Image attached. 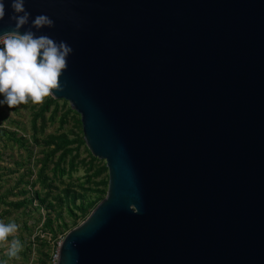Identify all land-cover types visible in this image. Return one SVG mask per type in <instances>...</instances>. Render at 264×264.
<instances>
[{
  "label": "water",
  "instance_id": "water-1",
  "mask_svg": "<svg viewBox=\"0 0 264 264\" xmlns=\"http://www.w3.org/2000/svg\"><path fill=\"white\" fill-rule=\"evenodd\" d=\"M4 2L0 35L15 24ZM25 9L20 34L73 49L50 97L79 115L108 176L56 264H264V0ZM38 15L54 26L33 27Z\"/></svg>",
  "mask_w": 264,
  "mask_h": 264
},
{
  "label": "rangeland",
  "instance_id": "rangeland-1",
  "mask_svg": "<svg viewBox=\"0 0 264 264\" xmlns=\"http://www.w3.org/2000/svg\"><path fill=\"white\" fill-rule=\"evenodd\" d=\"M0 100H4L3 94H0ZM55 100L59 102L56 119L49 120V112L45 113L44 127H41L40 123L37 125L38 142L33 140L31 118L33 111L38 108L39 104H33L29 101L27 104H21L15 108H9L7 104L0 105V194L14 187L18 176L28 169H31L33 173L30 176L27 175L25 179H29L30 181L35 180L36 172L39 168L38 160L43 155V149H46L40 141L48 134L67 132L71 138L73 134H71L70 131L74 130L75 132H80L81 125L80 123L78 124V119H80L79 115L72 109L67 113L66 123L62 128L59 127L58 117L66 113L70 106L67 101V104H63V99ZM52 108L53 104L50 105V109ZM11 132L16 134V138L20 137L25 139L24 145H21L20 141H16L11 135ZM76 145L77 144L74 143L68 146L74 147ZM75 152H78V155L71 167L69 161L72 154ZM58 154L59 152L49 161L48 174L52 178V182L60 187H62L63 183H69L75 190L86 195L94 196L95 192L92 188H95L96 185L94 181H97L98 178H88V176L92 174L98 165L104 163V160L96 157V159L91 160L89 155L90 151L85 143L80 144L77 151H72V154L67 156L66 161L61 163L58 168H55ZM89 168L91 169L88 170ZM24 186V183H20L18 187L14 189L15 195L10 196L9 200L20 199L21 195L18 194V190ZM34 188L38 189L39 185L36 184ZM3 208L4 207L1 206L2 210ZM44 213L45 210L42 208H34L26 214H24L21 209L12 208L10 215L7 214L4 218H0V221L6 224L15 222L18 225L17 233L14 236H9L6 243H0V264H36L35 258L38 256L39 245V241L36 239L37 237L46 238L48 243L46 249L51 257L55 254L58 248L57 244L62 239L64 230L57 232L55 235L43 232L41 230V224ZM63 215L67 224L71 225L72 219L69 217L66 210H64ZM24 224L27 225V229L24 227ZM39 234H43V237H40ZM13 239H18L22 245L21 251L16 258H10L6 254L8 246ZM26 246H29L28 252L26 251ZM33 251L35 255L34 258L32 255Z\"/></svg>",
  "mask_w": 264,
  "mask_h": 264
},
{
  "label": "trees",
  "instance_id": "trees-1",
  "mask_svg": "<svg viewBox=\"0 0 264 264\" xmlns=\"http://www.w3.org/2000/svg\"><path fill=\"white\" fill-rule=\"evenodd\" d=\"M51 104H53L52 109H50ZM63 104H67L66 100H63ZM58 106L59 102L48 96V98H46L42 104H39L38 108L33 111L31 128L33 130L34 141H39L37 138L38 123H40L41 127H44L46 112H49V120L56 119ZM70 111L71 108L68 107L66 113H63L58 117L60 128L66 123V116ZM79 123L80 119H78V124ZM70 132L73 134V137L71 138L67 132H58L48 134L40 141L46 149H43V155L38 160L39 168L36 172L35 180L30 181L29 179H25L27 175L30 176L33 173L31 169H28L18 176L14 187L10 188L3 194H0V209L1 206L4 207L3 210H0V218H4L7 214L10 215L12 208L21 209L24 214L29 213L30 210L34 208H42L45 210V213L42 216L43 221L41 224V230L51 235H55L57 232L64 230V236L68 230L81 222L104 197L108 179L105 163L98 165L92 174L88 176V178H98L97 181H94L96 185L95 188H92L95 192L94 196L86 195L75 190L69 183H63L62 187H60L52 182V178L48 174L50 159L55 157L56 153L59 152L55 163V168H58L61 163L66 161L67 156L72 154V151H77L78 146L84 144L82 130H80V132H75L74 130ZM11 135L16 141H20L21 145H24L25 139L20 137L16 138L14 132H11ZM74 143L77 145L74 147L68 146ZM77 155L78 152L72 154L69 161L71 167L73 166ZM89 155L91 160L96 159L91 153ZM90 169L91 168L88 170ZM61 170L63 171L62 167ZM20 183H24L25 186H27L18 190V194L21 195V198L17 200H9L10 196L15 195L14 189L17 188ZM36 184L39 185L38 189L34 188ZM64 210L67 211L69 217L72 219L71 225H68L64 218ZM24 227L27 229L26 224H24ZM36 239L39 241L37 264H47L51 257L46 249L48 246L47 239L39 237ZM26 251H29V246H26Z\"/></svg>",
  "mask_w": 264,
  "mask_h": 264
},
{
  "label": "clouds",
  "instance_id": "clouds-1",
  "mask_svg": "<svg viewBox=\"0 0 264 264\" xmlns=\"http://www.w3.org/2000/svg\"><path fill=\"white\" fill-rule=\"evenodd\" d=\"M11 8L13 14L9 19L15 22L13 30L0 35V94L4 96L0 105L15 108L29 101L42 104L53 90H63L60 77L68 67L67 57L73 49L64 41L57 43L48 36L37 37L31 28L20 34L31 14L25 9V0H11ZM5 15V2L0 0V20ZM32 26L36 29L53 27L54 21L46 15H38L32 20ZM17 231L15 222L0 221V243H6ZM21 248L20 241L13 239L6 254L16 258Z\"/></svg>",
  "mask_w": 264,
  "mask_h": 264
},
{
  "label": "built area",
  "instance_id": "built-area-1",
  "mask_svg": "<svg viewBox=\"0 0 264 264\" xmlns=\"http://www.w3.org/2000/svg\"><path fill=\"white\" fill-rule=\"evenodd\" d=\"M0 47H2V45H0ZM39 236L40 237H43V234H39ZM61 240L58 242V244H57L58 246H59ZM32 255H33V258H34V256H35L34 255V251H33V254ZM35 260H36V264H37V258H35ZM56 260H57V250H56L55 254L48 260V263L47 264H56Z\"/></svg>",
  "mask_w": 264,
  "mask_h": 264
}]
</instances>
